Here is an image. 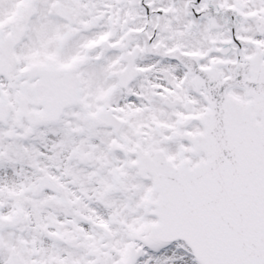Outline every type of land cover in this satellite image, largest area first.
<instances>
[{
    "label": "snow or ice",
    "instance_id": "obj_1",
    "mask_svg": "<svg viewBox=\"0 0 264 264\" xmlns=\"http://www.w3.org/2000/svg\"><path fill=\"white\" fill-rule=\"evenodd\" d=\"M0 264H264V0H0Z\"/></svg>",
    "mask_w": 264,
    "mask_h": 264
}]
</instances>
